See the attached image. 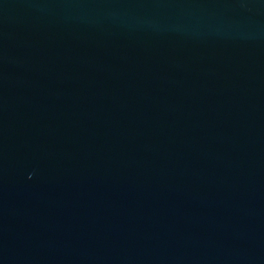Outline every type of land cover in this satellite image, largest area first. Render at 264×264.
Segmentation results:
<instances>
[{"label":"water","instance_id":"95a60500","mask_svg":"<svg viewBox=\"0 0 264 264\" xmlns=\"http://www.w3.org/2000/svg\"><path fill=\"white\" fill-rule=\"evenodd\" d=\"M0 264H264V0H0Z\"/></svg>","mask_w":264,"mask_h":264}]
</instances>
